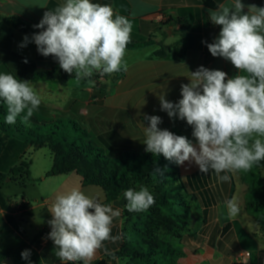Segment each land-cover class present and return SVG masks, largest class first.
<instances>
[{"label": "crops", "instance_id": "obj_1", "mask_svg": "<svg viewBox=\"0 0 264 264\" xmlns=\"http://www.w3.org/2000/svg\"><path fill=\"white\" fill-rule=\"evenodd\" d=\"M212 1L218 5L231 2ZM63 2L0 0V21L4 17H18L33 29V32H26L0 26V73H10L21 80L30 78L28 81L41 96L42 105L55 113L65 111L66 117L79 121L102 144L123 141L132 148L141 149V141L146 139L143 126L149 124L145 115H155L161 118L162 122L158 125L161 130L186 136L195 145L192 127L186 121L170 118L167 112L161 110L158 97L164 93L168 101L178 102L182 98L181 85L189 83L190 72H195L200 66L224 71L229 78L238 74L230 61L213 57L208 50L207 44L218 37L221 26L212 24L209 8L203 1L93 0L110 5L116 13L127 17L133 25L131 40L144 43L141 47L127 48L125 60L128 68L120 72L122 78L117 83L113 85L111 77L99 79L101 84L113 85L111 93L103 99L94 97L97 81L91 78L76 80L75 72H64L54 57L42 56L31 41L34 33L42 31L33 26L39 23L46 11ZM242 3L245 5L244 12H247L248 5L264 7V0H242ZM25 36L29 37V42L21 47ZM177 42L186 51L183 61H176L172 53L166 57L156 55L162 45L171 47ZM54 71L66 76L65 83L50 79L48 74ZM46 81L57 84L51 85ZM37 150H28L18 163L19 167L21 162H30L29 167L24 169L25 173L18 171L10 175L0 186V253L20 250L1 264H29V260L21 257L25 250H30L31 264H71L55 256V245L48 238L51 231L48 221L52 219L49 208L55 196L72 188H79L90 198L120 212L112 223V235L120 239L105 241L91 261V264H119L115 254L121 249L130 224L135 220L133 217L128 222L131 212L125 207L123 195L108 202L101 188L84 186L82 178L76 173L48 177L53 156L50 162L41 164L37 156L32 157ZM180 171L187 187L198 194L201 202L197 209L199 220L194 218V226H197L191 237L186 236L182 240L185 256L179 264H239L244 252L251 253L250 257L242 259L245 264H264V232L255 218L245 211L248 187L241 175L238 172L228 173L229 187L225 195L221 192L220 181L211 170L207 174L201 173L194 162L186 161L180 165ZM215 190L220 192L219 200L211 203ZM233 197L240 212L230 219L225 201ZM40 232L44 233L37 238Z\"/></svg>", "mask_w": 264, "mask_h": 264}, {"label": "clouds", "instance_id": "obj_2", "mask_svg": "<svg viewBox=\"0 0 264 264\" xmlns=\"http://www.w3.org/2000/svg\"><path fill=\"white\" fill-rule=\"evenodd\" d=\"M245 5L242 0L221 3L209 9L213 25L221 26L218 37L207 44L213 57L230 61L238 70L232 78L221 70L200 66L190 72L189 83L181 85V99L173 103L159 95L161 110L170 118L186 121L192 127L194 145L186 136L161 130L159 116H147L144 127L145 151L163 155L168 161L184 165L194 162L201 173L214 172L221 182L228 173L247 172L264 161V7ZM34 28L31 41L44 57L52 56L60 68L75 72L76 80L92 78L94 73L112 75L127 71L125 60L131 40L132 22L116 13L110 5L93 0H64L44 13ZM29 37H24L26 46ZM27 62V61H25ZM0 100L7 105L5 123L15 124L19 117L27 125L42 100L31 81L0 73ZM223 173V175H221ZM154 175L162 171L154 169ZM129 212H143L154 204L147 187L123 192ZM230 219L240 212L235 197L225 201ZM49 211L54 254L62 262L91 264L105 241L115 242L112 223L120 215L111 206L90 198L79 188L55 196ZM30 262V250L21 253Z\"/></svg>", "mask_w": 264, "mask_h": 264}, {"label": "trees", "instance_id": "obj_3", "mask_svg": "<svg viewBox=\"0 0 264 264\" xmlns=\"http://www.w3.org/2000/svg\"><path fill=\"white\" fill-rule=\"evenodd\" d=\"M202 1L209 9L218 6L212 0ZM0 26L33 32L31 25L18 17H4ZM143 45L130 40L127 48ZM169 53L181 62L186 51L177 42L171 47L162 45L156 55L166 57ZM48 75L52 80L66 81V76L56 71ZM107 77H111L114 85L122 74L101 76L94 73L91 79L97 81L95 98L103 99L113 90V85L109 87L99 82V79ZM7 111V105L0 100V186L10 175L18 171L25 173L24 169L29 167L30 162H21L19 167L18 163L28 150L44 147L49 148L53 155L48 177L76 173L82 178L84 186L101 188L108 202L118 199L129 188L139 190L140 186H145L155 202L146 211L129 214L128 222L135 214L138 215L137 221L130 224L129 233L115 256L120 260L119 264H179L185 256L182 240L192 236L197 224L193 228L190 224L194 218L199 220L197 209L201 202L198 194L187 187L180 165L168 161L162 154L154 156L146 152L145 140L141 141L142 148L139 150L123 141L102 144L79 121L66 116H53L50 109L42 104L33 112L27 125L21 123L19 117L15 124L5 123ZM157 168L162 175L153 174ZM238 173L248 187L245 211L255 218L264 232V161L247 172ZM220 187L226 195L229 181H220ZM219 193L216 190L213 192L211 203L219 200ZM43 233L40 232L37 238ZM19 251L12 249L0 253V264Z\"/></svg>", "mask_w": 264, "mask_h": 264}, {"label": "rangeland", "instance_id": "obj_4", "mask_svg": "<svg viewBox=\"0 0 264 264\" xmlns=\"http://www.w3.org/2000/svg\"><path fill=\"white\" fill-rule=\"evenodd\" d=\"M46 82H48V84H51V85L52 84H57V83H54L52 81H46ZM50 112H51V114L53 116H60V117H65V115L67 114V113H65V111H62V110H60V113H55L54 110L53 111L50 110ZM75 121H77V120H75ZM35 156L38 157L39 163L44 164L45 162H47V163L50 162L52 160V156L53 155H52V153H51L49 148L44 147V148H41V149L37 150L36 152H33V156L32 157H35ZM137 216L138 215L135 214V220L132 221L133 224L137 221ZM190 227H191V224H190ZM193 227H191V228H193Z\"/></svg>", "mask_w": 264, "mask_h": 264}, {"label": "built area", "instance_id": "obj_5", "mask_svg": "<svg viewBox=\"0 0 264 264\" xmlns=\"http://www.w3.org/2000/svg\"><path fill=\"white\" fill-rule=\"evenodd\" d=\"M250 256H251V253H250V252H244V253L242 254V258H241L239 264H245V263L242 261V259L245 258V257H250Z\"/></svg>", "mask_w": 264, "mask_h": 264}, {"label": "water", "instance_id": "obj_6", "mask_svg": "<svg viewBox=\"0 0 264 264\" xmlns=\"http://www.w3.org/2000/svg\"><path fill=\"white\" fill-rule=\"evenodd\" d=\"M194 223H195V219L192 220V222H191V227L194 226Z\"/></svg>", "mask_w": 264, "mask_h": 264}]
</instances>
